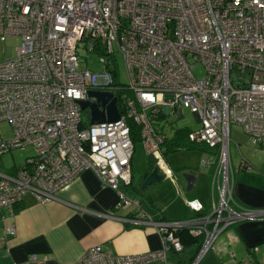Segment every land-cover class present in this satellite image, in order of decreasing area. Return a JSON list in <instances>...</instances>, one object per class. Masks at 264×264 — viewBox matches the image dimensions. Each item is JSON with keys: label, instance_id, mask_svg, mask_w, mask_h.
<instances>
[{"label": "built area", "instance_id": "obj_1", "mask_svg": "<svg viewBox=\"0 0 264 264\" xmlns=\"http://www.w3.org/2000/svg\"><path fill=\"white\" fill-rule=\"evenodd\" d=\"M8 37L20 42L15 56L0 62V122L13 132H0V158L27 146L33 154L20 166L0 170L1 222L16 213L27 193L49 202L85 170L114 190L117 206L128 210L111 218L154 228L162 245L136 255L94 246L79 264H167V252L183 249L176 234L183 228L203 236L190 263L198 264L225 229L264 219V208L235 200L229 167L231 125L264 147V0H0V41ZM80 48L98 54L101 71L80 68ZM118 57L126 82L118 78ZM195 66L203 68L201 77L193 73ZM89 91L111 93L118 119L91 123L89 108L80 104L98 103ZM183 107L199 124L189 129V139L216 150L200 159L212 169L210 203L205 208L188 198L191 211L206 212L159 219L123 189L131 182L135 151L129 121L139 126L146 155L173 178L160 126L165 115L181 116ZM240 165L249 167L245 159ZM4 231L13 235L14 225ZM240 264L253 263L246 258Z\"/></svg>", "mask_w": 264, "mask_h": 264}, {"label": "crops", "instance_id": "obj_2", "mask_svg": "<svg viewBox=\"0 0 264 264\" xmlns=\"http://www.w3.org/2000/svg\"><path fill=\"white\" fill-rule=\"evenodd\" d=\"M202 155L209 158V154ZM205 168L208 171L207 189L211 190V169ZM192 175L194 182L191 192H184L187 197L197 198L208 206L211 191L204 193L195 190L193 193L197 179L195 173ZM258 176L262 177L264 173ZM144 192L140 194L136 190L129 195L138 199L153 217L172 219L151 212L148 207L151 204L141 199ZM232 193L242 205L264 208V182L237 179L233 172ZM117 200L116 192L102 186L90 170L80 173L49 202H38L27 193L18 205L19 210L13 216L5 214L4 221H0V236H4V241L0 243V264H79L83 254L94 246L115 255H136L159 249L161 238L154 228L111 218L110 214L127 216L128 210L118 207ZM10 224L15 228L13 235L4 231V226ZM249 247L256 248L253 255L249 254ZM193 251L190 249L181 255L169 251L166 262L186 264ZM181 257L184 260L180 261ZM246 258L264 264V219L246 220L225 229L199 264H235ZM147 264L165 262L156 260Z\"/></svg>", "mask_w": 264, "mask_h": 264}, {"label": "rangeland", "instance_id": "obj_3", "mask_svg": "<svg viewBox=\"0 0 264 264\" xmlns=\"http://www.w3.org/2000/svg\"><path fill=\"white\" fill-rule=\"evenodd\" d=\"M19 42L20 39L18 37H8L4 42L0 41V62L15 56V48L19 45ZM78 54L80 68L88 67L94 71L102 70L97 53L86 52L83 48H80ZM192 71L197 77H201L204 73L203 68L200 66H195ZM117 73L119 80L126 82L124 66L120 57H118ZM83 116L86 119L85 113H83ZM161 126L166 136L170 138L178 128L186 127L194 130L199 127V124L194 115L183 107L181 116L177 113L165 115ZM0 132L4 137H11L13 133L10 124L5 121L0 122ZM31 154H33V150L27 146L25 149H15L2 155L0 158V170L11 169L14 165L20 166L25 158ZM201 158L206 159L207 156L193 150L183 149L168 153L166 163L173 171L174 177L169 178L166 176L161 182L148 186L145 189L144 196L141 198L142 201L151 204V206H148L151 212L159 216L165 215L166 218L172 219H184L189 216L191 210L186 204V199L189 198L186 193L191 191L186 190L185 183L187 182L184 175L191 170L196 174L197 180L195 188L192 189L193 193L195 190H202L204 193L210 192L206 185L208 171L201 166ZM132 159L133 177L134 181L137 182L146 169L148 162V156L140 142L135 145ZM229 159L230 170H233L237 179L243 178L255 183L264 182V176H258L260 173H264V167H261L264 164V147L248 142L247 136L242 129L234 124L230 127ZM242 159L248 162L249 168L242 169L239 167ZM209 195H211V192Z\"/></svg>", "mask_w": 264, "mask_h": 264}, {"label": "trees", "instance_id": "obj_4", "mask_svg": "<svg viewBox=\"0 0 264 264\" xmlns=\"http://www.w3.org/2000/svg\"><path fill=\"white\" fill-rule=\"evenodd\" d=\"M88 124V122H85L83 126H86ZM130 127H131V135H132V141L135 145L140 142V131H139V126L136 125L134 122L129 121ZM161 132H164L163 127L160 126ZM188 132H189V128L183 127V128H178L175 130V132L173 133V135L170 138H166L164 140V146H165V152L163 153V157L166 161L167 155L170 152H175L177 150H193V151H197L200 154H209L208 157L212 158V154H215L216 150H211L206 144L202 143V142H197V141H193L191 139H189L188 137ZM15 166V165H14ZM13 166V167H14ZM155 166V162L153 160V158H151L150 156H148V162H147V166L146 169L144 170V172L141 175V178L139 179V181L134 182L133 181V169H132V175H131V182L129 185L127 186H123L124 190H127V194L133 192V191H138L140 192V194H143L142 192L145 191L144 187H141L142 183H143V179L144 177L147 175V173ZM131 168H132V160H131ZM240 168H243L240 165ZM211 169V168H210ZM175 172V171H174ZM212 173V169L210 171ZM188 174H192L194 173V171H188ZM186 173V174H187ZM211 173H210V177H211ZM174 175V173H173ZM187 184V183H186ZM140 185V186H139ZM142 191V192H141ZM189 198H194V197H189ZM188 199V198H187ZM204 205V204H203ZM205 206V205H204ZM208 206H205V208ZM20 206H17V208L15 209V212H17L19 210ZM206 212V210H203L201 212H193L191 211V215H200V214H204ZM188 216V217H190ZM187 217V218H188ZM159 219H165V218H159ZM183 245V249L182 251L178 252V255H181V253H185L186 251L193 249V253L190 254V257H188V260L186 262V264H190L192 262V260L195 257V254L197 253L198 249L201 246L202 243V239L203 236L199 235V236H193L189 233L188 229L183 228L177 231L176 233ZM249 254L253 255V252H251V247L248 248ZM184 260V258L181 257L182 261ZM250 260L252 261L253 264H262L259 263L253 259L250 258ZM241 261V260H240ZM240 261H238L236 264H240ZM199 264V263H198Z\"/></svg>", "mask_w": 264, "mask_h": 264}, {"label": "water", "instance_id": "obj_5", "mask_svg": "<svg viewBox=\"0 0 264 264\" xmlns=\"http://www.w3.org/2000/svg\"><path fill=\"white\" fill-rule=\"evenodd\" d=\"M90 96H95L98 103L105 108V111L99 109L98 103H89L88 101H80L81 108L90 110L91 123L115 121L118 119L119 114L116 107V99L108 92H94L89 91ZM187 182V189L190 190L193 186L194 175H184ZM164 179V175L159 173L157 166H154L144 177L142 187L146 188L152 184L159 183Z\"/></svg>", "mask_w": 264, "mask_h": 264}, {"label": "clouds", "instance_id": "obj_6", "mask_svg": "<svg viewBox=\"0 0 264 264\" xmlns=\"http://www.w3.org/2000/svg\"><path fill=\"white\" fill-rule=\"evenodd\" d=\"M166 162V161H165ZM167 164V163H166ZM155 166H157L156 164H155ZM168 166V165H167ZM169 167V166H168ZM158 168V167H157ZM170 169V168H169ZM171 170V169H170ZM158 171H159V173H161V174H163V172H161V170L158 168ZM171 172L173 173V171L171 170ZM164 175V174H163ZM164 177H166L165 175H164ZM173 177H174V175H173Z\"/></svg>", "mask_w": 264, "mask_h": 264}]
</instances>
